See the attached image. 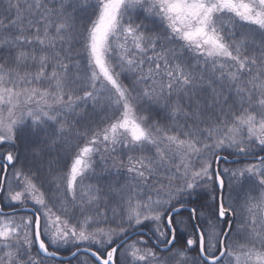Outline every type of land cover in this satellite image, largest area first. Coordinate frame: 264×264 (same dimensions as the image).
Masks as SVG:
<instances>
[{
  "label": "snow or ice",
  "instance_id": "1",
  "mask_svg": "<svg viewBox=\"0 0 264 264\" xmlns=\"http://www.w3.org/2000/svg\"><path fill=\"white\" fill-rule=\"evenodd\" d=\"M73 262L264 264V0H0V264Z\"/></svg>",
  "mask_w": 264,
  "mask_h": 264
},
{
  "label": "rangeland",
  "instance_id": "2",
  "mask_svg": "<svg viewBox=\"0 0 264 264\" xmlns=\"http://www.w3.org/2000/svg\"><path fill=\"white\" fill-rule=\"evenodd\" d=\"M229 166H235V165H229ZM73 264H75V262H73Z\"/></svg>",
  "mask_w": 264,
  "mask_h": 264
}]
</instances>
